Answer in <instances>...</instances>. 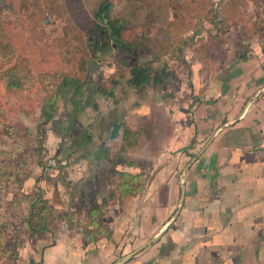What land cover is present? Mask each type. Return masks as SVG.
<instances>
[{"label":"crops","instance_id":"1","mask_svg":"<svg viewBox=\"0 0 264 264\" xmlns=\"http://www.w3.org/2000/svg\"><path fill=\"white\" fill-rule=\"evenodd\" d=\"M1 1V19L13 22V30H28L27 18L36 14L45 37L62 38L72 16L92 17L103 5L115 11L126 0ZM167 18L173 21L170 9ZM114 55L113 48L90 61L91 83L82 100L75 107L69 101L72 90L63 91L59 110L67 115L54 118L38 137L43 150L37 163L20 187L14 185L6 205L16 202L25 209L23 223L29 214L23 196L40 190L55 217L43 214L51 222L33 237L19 233L21 223L14 219L18 229L12 234L26 240L16 249L17 259L3 264H264L261 47L233 59L226 73L197 71L191 89L170 77L160 86L133 89L126 85L127 75L115 91L117 104L98 93V84L116 72ZM132 60L152 75H169L142 50ZM190 91L199 96L191 106ZM154 109L164 114L158 124L166 128L156 149L142 133L121 153L126 131L157 125ZM119 123V137L110 141L112 126ZM144 161L152 163L149 179ZM121 174L145 175L142 192L121 197ZM40 224L35 218L34 227Z\"/></svg>","mask_w":264,"mask_h":264},{"label":"trees","instance_id":"2","mask_svg":"<svg viewBox=\"0 0 264 264\" xmlns=\"http://www.w3.org/2000/svg\"><path fill=\"white\" fill-rule=\"evenodd\" d=\"M126 1L130 8L127 12L123 7V11L113 13L109 6L103 5L92 17L86 14L80 17L72 16V22L69 21L68 27L63 31V37L57 38L50 35L47 36L50 38L48 41L39 27L40 15L28 16V30L20 32L13 30V22L4 21L0 16V73L5 66H9V73L16 72L18 77L20 76L18 68L21 65L25 69L24 75L18 77L17 80L6 82V85L19 87L21 91L26 93H30L34 86H39L38 93L42 96L38 106L40 111L39 129L54 123V115L59 111V105L63 101V91L72 90L69 101L76 107V103L82 100L83 88L91 83L86 76L90 61L97 59L99 54L106 53L113 48L116 72L108 80L98 84L99 94L113 99L112 101L117 104L119 101L116 100L115 91L121 85L120 81L125 80L127 75L129 78L126 80V85L129 88L140 89L149 85H162L163 79L160 75H152L149 69L134 62L132 58L137 51L142 50L145 55L151 56L153 60H158L159 56L156 51L162 46H165L164 54L171 53L175 56L182 51V47L172 48L170 44H165V36L172 34L176 27L185 22L183 16L180 15H174L172 22H169L167 18L168 10L172 9L171 4L179 0H150V3L147 0ZM1 2L0 0V6ZM198 5L200 6L201 3ZM141 10L150 13L155 19L157 16L161 17L164 20V28H154L156 20H154L153 26L149 27L145 22V17L140 24L139 12ZM229 13L231 19L236 18L237 15L234 12ZM189 16L190 14L188 18ZM127 21L130 26H126ZM73 25L77 26L74 27ZM159 33L161 34L158 35ZM22 40H26L28 44L24 45ZM260 46L264 54V44H260ZM245 57L246 54L243 53L237 58L244 59ZM29 58L32 61H29ZM93 108L97 109V106L94 105ZM2 112V108H0L2 135L10 134L13 128L5 121ZM53 129L59 132V130L66 131L68 128L55 127ZM136 137V133L132 134L126 131L119 148L120 152L124 153L134 146ZM16 146L17 150L8 154L11 157L10 166L7 163L0 166V206L3 199L4 183L13 178V174L9 173V170L12 168V172H17L13 183L19 187L22 185L23 174H26V171L19 174L18 167L22 165V161L17 159V153L22 151L23 147L20 144ZM42 150V143L38 141L35 150L38 156ZM145 180L146 177L143 174L137 176L121 174L117 192L121 197L140 193L144 189ZM23 198V201L29 205V214L23 224L26 226V232L33 237L34 233L45 231L47 229L46 222L49 221L50 223L51 220L48 219L55 216L48 209L47 201L40 190L24 195ZM15 204L16 202L12 203V205ZM43 214H47V220ZM35 218H39L41 221L38 227L33 225ZM10 226L11 223L6 216L0 214V248L6 250L11 248L10 244H2L1 241ZM17 247L16 245L15 248ZM14 255V260H16L17 254Z\"/></svg>","mask_w":264,"mask_h":264},{"label":"rangeland","instance_id":"3","mask_svg":"<svg viewBox=\"0 0 264 264\" xmlns=\"http://www.w3.org/2000/svg\"><path fill=\"white\" fill-rule=\"evenodd\" d=\"M147 2L150 3V0H147ZM198 3H201V5L197 6ZM123 7L126 12L130 10L129 3L125 1L120 9L112 12H121L124 9ZM171 7L170 10L173 16H183L185 22L176 27L172 34L165 36V44H170L172 48L182 47V51L174 56L171 53L164 54L165 46L157 49L156 53L159 56L160 68L164 70V74H169L166 78L159 74L163 79V83L170 77V79L175 80L176 85L179 86L182 82L185 90L186 88L191 89L197 71L198 73L212 74L222 68L226 73L227 70L231 69L233 59L239 60L237 57L243 53L247 57L256 46L264 44V0H179L173 2ZM229 12H234L237 15L236 18L231 19ZM139 13L140 24L145 17L147 25L156 20L154 28H164V20L161 17L157 16V19H155L144 10ZM8 68L10 67L5 66L0 73V108H2L5 121L13 128V131L10 134L2 135L3 131L0 128V166L5 163L10 166L11 157L8 154L17 150L16 145L20 144L23 150L17 153V159L22 161V165L17 167L19 174L26 171V174H23V177L21 176L22 179H25L27 171L33 170L37 163L38 155L35 150L38 135L46 130L45 127L38 128L40 117L38 106L42 96L38 93V85L34 86L30 93H25V91L18 93L16 89L7 86L6 82L13 81V76L9 73ZM18 71L20 76L25 73V69L21 65ZM204 73L203 75H205ZM6 77H8V80ZM186 95L191 99L190 106L199 100V96H194L191 91L190 94ZM153 112L151 119L152 121L157 120V125L154 127V125L148 123L149 127L145 125L141 132H136V135L140 137L142 133L145 134V138L151 142L154 151L159 144V134L165 131L166 128L158 124L163 122L164 114L158 109H154ZM67 113L68 111L59 110L54 118H63ZM142 166L146 168V177L149 179L153 171L152 163L144 161ZM9 173L13 174V178L4 183L0 214L6 216L11 223L1 241L2 244H10L11 248L9 250L0 248V264L13 261L16 249L26 240L24 235L17 238L12 234L13 229L17 228L13 220L15 219V221L21 223L25 209L23 210L21 205L17 204L14 206L6 205V200L10 199L13 194L15 185L13 182L17 175V172H12V168ZM20 228H17L18 231L21 230L19 233H27L26 226L23 223H21ZM16 245L17 248H15Z\"/></svg>","mask_w":264,"mask_h":264},{"label":"water","instance_id":"4","mask_svg":"<svg viewBox=\"0 0 264 264\" xmlns=\"http://www.w3.org/2000/svg\"><path fill=\"white\" fill-rule=\"evenodd\" d=\"M121 128V123L113 125L111 132L109 134V140H116L119 137V130Z\"/></svg>","mask_w":264,"mask_h":264},{"label":"built area","instance_id":"5","mask_svg":"<svg viewBox=\"0 0 264 264\" xmlns=\"http://www.w3.org/2000/svg\"><path fill=\"white\" fill-rule=\"evenodd\" d=\"M50 20H51V19L47 16V17L45 18V21H44V22H45V23H49Z\"/></svg>","mask_w":264,"mask_h":264}]
</instances>
